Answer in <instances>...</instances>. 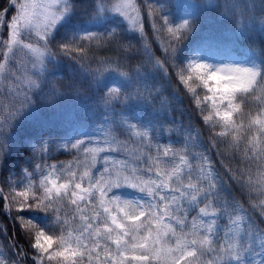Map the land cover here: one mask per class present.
<instances>
[{
	"label": "snow or ice",
	"instance_id": "6c2138e0",
	"mask_svg": "<svg viewBox=\"0 0 264 264\" xmlns=\"http://www.w3.org/2000/svg\"><path fill=\"white\" fill-rule=\"evenodd\" d=\"M224 9L223 15L242 17L237 26L245 33L264 31V0H226ZM146 17L165 35L163 60L147 42L142 52L125 43L129 32L146 40ZM195 27L193 14L177 20L161 0H9L0 9V31L7 29V38L0 36V156L14 145V129L35 103L31 93L55 95L42 86L49 65L68 59L84 70L93 45H107L119 57L97 59L96 68L86 69L97 84L111 83L99 97L104 113L95 129L62 138L59 147L74 151L73 159L48 163L49 142L33 143L41 162L29 160L32 170L22 167L18 180L9 172V193L0 188L4 214L21 224L34 264H264V228L250 210L261 209L264 218V55L250 48L227 58L232 62L211 63L218 58L185 50ZM134 54L145 56L144 64L123 71ZM168 69L207 127V144L191 122L184 124L183 110L167 129L182 133L179 148L171 139L161 144L166 129L143 116L139 103L162 95L153 81ZM175 96L182 99L178 91ZM162 107L167 111L171 102L162 100ZM213 149L239 161L226 172L248 193L249 207L225 195L231 189L211 159ZM13 209L35 215L25 219ZM17 247L9 240L16 259L0 253V264H20L25 254Z\"/></svg>",
	"mask_w": 264,
	"mask_h": 264
},
{
	"label": "trees",
	"instance_id": "16d2710c",
	"mask_svg": "<svg viewBox=\"0 0 264 264\" xmlns=\"http://www.w3.org/2000/svg\"><path fill=\"white\" fill-rule=\"evenodd\" d=\"M21 0H17L19 3ZM197 7L188 8L179 6L175 0H161L169 10L171 16L179 20L181 17H187L190 13L196 17V27L192 34L185 42V50H200L209 49L211 52H217L224 60H227L231 54H236L239 57L248 54L249 49H255L258 56L264 55V31L257 29L250 33H245L237 26V21L242 17L237 16L233 19L231 16L223 15L225 11L224 4L226 0H214L210 3L209 0H194ZM78 3H91V0H78ZM9 5V0H0V9L6 8ZM14 10H9V16L13 14ZM260 14L259 12L257 13ZM83 19V17H79ZM151 18L144 20V32L146 40L140 39L138 32H129L125 43H131L135 49L142 52L143 45L147 42L156 58L164 59L162 48L166 46L165 35L163 33L157 34L151 27ZM159 27V22H157ZM96 31V29H92ZM0 36L7 38V29L0 31ZM53 50H55L53 46ZM88 55L92 57L85 64V69L82 70L80 65L72 60L62 59L59 64L49 65L50 73H45L47 78V85H42L44 93L48 94L54 92L52 99H48L47 95L43 98L38 96L34 91L31 93L32 99L35 102L31 106V110L26 114L25 118L19 121L17 127L14 129L15 143L11 146L10 151L0 156V188L4 189L5 193H9V187L6 183L9 172H14L13 179H20L22 167H28L32 170V163L41 162L39 155L33 152L32 144L35 143L39 147L40 141L49 142V153L45 157L48 163H58L71 161L76 155L74 151H68L60 148L62 138L68 134L69 129L74 130H92L95 129L96 123L100 120L104 113V108L99 102V97L103 95L106 90L105 85L111 83V78L101 81L99 84L94 82L86 69L90 66L96 68L97 59H104L108 57H118L114 51L108 50L107 45L97 46L93 45ZM122 55V54H121ZM119 58V57H118ZM146 57L143 55L129 56L125 62L123 71L133 72L138 65H143ZM231 61V60H230ZM232 62V61H231ZM151 65H147L144 70L148 71ZM168 76L163 73H158L154 79V83L162 90V95L157 96L150 102H140V110L145 117L155 118L156 122L166 129L160 139V143L167 145L169 139L173 143V147L179 148L181 146L180 140L181 132H172L167 129L171 128L170 117H181V110H183L184 124L189 122L202 133V138L207 144L210 135L207 127L203 121L197 116L196 108L193 102L185 94L183 86L178 85L176 77L172 69H168ZM171 77V83H169ZM179 92L182 99L177 100L175 93ZM198 93L203 94L206 90L198 89ZM171 102V107L165 110L162 107V100ZM118 107V106H117ZM249 109L253 114L258 110V105L253 102L249 105ZM73 130V131H74ZM220 129L217 128L216 131ZM121 140L126 139V136L117 133ZM217 139L216 149L221 152L225 151L226 146L220 142L221 138ZM216 149L211 151V159L216 164V168L228 179L226 168L235 169L239 166V161L230 159L226 153L223 156L217 157ZM31 160L32 163H28ZM223 161V164L220 161ZM255 172V169H253ZM36 179L37 177H33ZM17 191L22 190L19 185L16 186ZM228 187L231 189L230 193H225L229 199L235 198L239 200L245 207H249L248 193L241 188L237 183L228 179ZM128 193L129 190L125 189ZM255 200L256 198L253 197ZM3 199H0V229H6L5 236L0 231V253H3L6 258L15 260L16 257L12 255L11 249L8 248L9 240L15 243L17 251L22 246L25 258L20 261V264H34L32 257L35 255L34 250L30 246L29 239L21 231V224L18 221H10L3 211ZM253 216L261 228H264V218H261V209H251ZM62 213L69 211L67 208L61 210ZM14 215H22L25 219L32 218L35 214L27 210L16 213L13 209ZM193 215L195 213H192ZM36 222V221H34ZM47 231V229H46Z\"/></svg>",
	"mask_w": 264,
	"mask_h": 264
},
{
	"label": "rangeland",
	"instance_id": "374dc122",
	"mask_svg": "<svg viewBox=\"0 0 264 264\" xmlns=\"http://www.w3.org/2000/svg\"><path fill=\"white\" fill-rule=\"evenodd\" d=\"M175 2H176L177 5H180V6H183V7H188V8H190V5L195 4L194 0H175ZM200 50H201V52H200L201 55H206L207 54V55L215 56V57L218 58V60H216V61H211L210 60L209 62H211V63L220 62V60L223 59L222 56H220L217 52H211V50H209V49H200ZM230 57H238V56H235L233 54ZM223 62H231V61H230V59H227V60L223 59ZM73 130L74 129H70L69 133H72ZM16 190H17V187H16Z\"/></svg>",
	"mask_w": 264,
	"mask_h": 264
}]
</instances>
